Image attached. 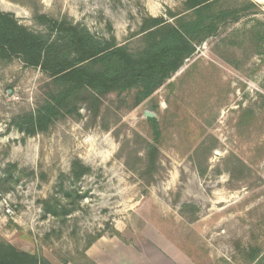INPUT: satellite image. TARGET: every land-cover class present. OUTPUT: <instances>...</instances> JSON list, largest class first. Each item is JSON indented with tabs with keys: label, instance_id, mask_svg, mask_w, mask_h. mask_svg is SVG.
Wrapping results in <instances>:
<instances>
[{
	"label": "rangeland",
	"instance_id": "obj_1",
	"mask_svg": "<svg viewBox=\"0 0 264 264\" xmlns=\"http://www.w3.org/2000/svg\"><path fill=\"white\" fill-rule=\"evenodd\" d=\"M246 1L257 9L222 24L148 100L111 94L97 122L82 107L33 137L12 121L39 107L50 76L0 54V238L63 264L84 263L90 243L121 233L168 241L198 264L264 257V0L237 4ZM186 2L0 0V11L40 32L37 14L68 17L138 49L145 18L183 13ZM146 141L160 149L151 183L139 176Z\"/></svg>",
	"mask_w": 264,
	"mask_h": 264
},
{
	"label": "trees",
	"instance_id": "obj_2",
	"mask_svg": "<svg viewBox=\"0 0 264 264\" xmlns=\"http://www.w3.org/2000/svg\"><path fill=\"white\" fill-rule=\"evenodd\" d=\"M224 1L234 5L225 7ZM237 3L238 0H187L183 13L169 11L168 18L149 16L134 35L141 37L142 47L138 49L120 45L113 34L97 35L68 17L54 19L37 14L36 20L46 27L40 32L21 25L13 14L0 11L1 57L19 56L26 66L39 67L50 76L39 107L15 117L13 126L33 137L59 121L80 117L82 107L97 122L104 99L111 94L136 92L138 104L148 100L195 55L198 46L217 34L222 24L238 22L257 9L251 1ZM149 123L157 132L158 121L149 118ZM159 159L160 149L146 141V161L139 172L145 182H154ZM47 213L58 216L57 207H47ZM91 244L84 250L86 262L85 252ZM263 262L264 257L256 264ZM0 264L51 263L0 238Z\"/></svg>",
	"mask_w": 264,
	"mask_h": 264
},
{
	"label": "crops",
	"instance_id": "obj_3",
	"mask_svg": "<svg viewBox=\"0 0 264 264\" xmlns=\"http://www.w3.org/2000/svg\"><path fill=\"white\" fill-rule=\"evenodd\" d=\"M174 250L168 241L145 243L121 233V238L103 236L94 241L85 252L87 262L81 264H198ZM47 259L51 264H63Z\"/></svg>",
	"mask_w": 264,
	"mask_h": 264
},
{
	"label": "water",
	"instance_id": "obj_4",
	"mask_svg": "<svg viewBox=\"0 0 264 264\" xmlns=\"http://www.w3.org/2000/svg\"><path fill=\"white\" fill-rule=\"evenodd\" d=\"M146 117H148V118H155V116L153 114H151V113H146Z\"/></svg>",
	"mask_w": 264,
	"mask_h": 264
}]
</instances>
